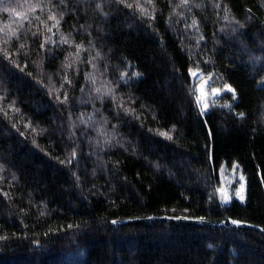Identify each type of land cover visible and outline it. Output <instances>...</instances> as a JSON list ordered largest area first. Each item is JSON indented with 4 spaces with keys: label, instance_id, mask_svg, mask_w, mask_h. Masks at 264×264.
I'll return each instance as SVG.
<instances>
[{
    "label": "trees",
    "instance_id": "1",
    "mask_svg": "<svg viewBox=\"0 0 264 264\" xmlns=\"http://www.w3.org/2000/svg\"><path fill=\"white\" fill-rule=\"evenodd\" d=\"M193 69L235 98L202 114ZM0 237V264H264V0H0Z\"/></svg>",
    "mask_w": 264,
    "mask_h": 264
},
{
    "label": "rangeland",
    "instance_id": "2",
    "mask_svg": "<svg viewBox=\"0 0 264 264\" xmlns=\"http://www.w3.org/2000/svg\"><path fill=\"white\" fill-rule=\"evenodd\" d=\"M193 73L196 75L193 76ZM190 76L196 102L201 112L202 109L207 110L218 104V99L222 94L229 93V95L233 96L232 91L228 90L229 87L216 81L212 74H204L198 69H193L190 71ZM241 176L243 175L235 164L231 167H221L219 171L220 184L217 189V194L222 203H224L223 201L225 199L229 201L234 197L241 200L240 195L242 194L244 196L245 179L241 180ZM241 184L244 185L242 192Z\"/></svg>",
    "mask_w": 264,
    "mask_h": 264
},
{
    "label": "snow or ice",
    "instance_id": "3",
    "mask_svg": "<svg viewBox=\"0 0 264 264\" xmlns=\"http://www.w3.org/2000/svg\"><path fill=\"white\" fill-rule=\"evenodd\" d=\"M126 6H127V7H132V5H126ZM137 7H139V5H137ZM142 11H143V10H142ZM49 18H50V19H54L53 17H49ZM57 23H59V21H57ZM193 23H195V21H194ZM6 27H7V26H6ZM13 35H15L14 32H13ZM65 42H67V41H65ZM5 43H7V41H5ZM21 47H23V45H21ZM41 47L43 48L44 45L42 44ZM77 47L79 48V46H77ZM195 75H196V74L193 73V76H195ZM228 90H229V91H233V99H234V98H235L234 90H232L231 88H229ZM224 106H225V107H228V105H224ZM202 114H206V109H202ZM240 115L242 116L243 113H241ZM162 135H167V134H166V133H162ZM168 138L171 139L170 136H169ZM73 155H75V154H73ZM243 179H244V177L241 176V180H243ZM243 188H244V185L241 184V192H242ZM238 194H240V193H238ZM240 198H241V200H243V195H242V194L240 195ZM223 202H224V203H228V200L225 199ZM113 223L115 224L116 221H113ZM231 223H232V224H235V225H239V224H240V221L232 220ZM0 239H5V237H0Z\"/></svg>",
    "mask_w": 264,
    "mask_h": 264
}]
</instances>
